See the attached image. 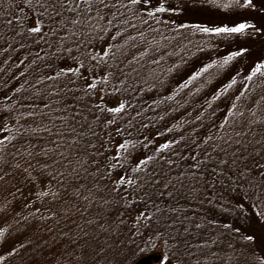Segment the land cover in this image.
<instances>
[{"label": "snow or ice", "instance_id": "6c2138e0", "mask_svg": "<svg viewBox=\"0 0 264 264\" xmlns=\"http://www.w3.org/2000/svg\"><path fill=\"white\" fill-rule=\"evenodd\" d=\"M21 50L34 71L0 96L35 103L0 109V182L33 219L0 227V264H125L132 237L162 264H264V0H0L3 64ZM149 78L175 84L153 105L208 99L186 135L136 154L125 109Z\"/></svg>", "mask_w": 264, "mask_h": 264}, {"label": "trees", "instance_id": "16d2710c", "mask_svg": "<svg viewBox=\"0 0 264 264\" xmlns=\"http://www.w3.org/2000/svg\"><path fill=\"white\" fill-rule=\"evenodd\" d=\"M156 39L158 42L163 43L159 36H157ZM21 52V59H23L24 62L23 64H18V67H14L11 60L8 64H3V60L7 59V57L0 56V65H2V67H0V81L6 82L8 88H12L18 83L23 84L24 80L19 76H16L17 71H24L25 69L34 71L33 66L30 64L32 57L29 56L28 51L21 50ZM180 54L183 55V52ZM9 55H12L13 60H15L16 53H9ZM25 57H27V59H24ZM13 76H16V78L12 79ZM24 79H29V83H33V81L27 76V72H25ZM151 85L152 80L149 78V90L140 93L139 96H137V103L133 105V108L125 109L131 127L127 128V134H125L123 138L126 140L130 139L136 144V154L145 152L148 155H152L153 149L157 147L159 143H162L164 139L178 138L180 135H186L189 128L195 126L196 123L203 122L195 121V116L199 113V108L197 107L198 104L203 99H208V96L206 95L207 89H202L201 93L193 96H189L188 90L185 89L182 92L176 93L174 100H165L162 103L153 105L151 101L158 99V94L159 96L172 94L175 89V84L168 87L167 92L159 87L153 89ZM189 87L191 88V86ZM208 87L210 88L211 85ZM0 91H7V89H4L3 86L0 85ZM30 91L31 89H29V92ZM9 95L10 101H4L2 96H0V109L3 108L5 103H9L11 107L15 108V105H11V99H18L20 95L25 97V103L29 106H32L35 103V101L27 99L28 93L23 92V90H21V92H10ZM185 101H187V103ZM212 103L215 104L216 102ZM169 108L172 110L169 111ZM204 111L207 113L208 109L205 108ZM13 123H15V121H13ZM166 129L169 130L166 131ZM157 132L160 133V136L156 135ZM116 139H120V137H116ZM144 144H147L146 148L143 147ZM14 183L16 188L20 189L19 191H16V189L13 188L12 185ZM27 199H31L30 193L25 188H20L19 183L16 181L5 178L3 182H0V215L10 217L7 224H0V227L9 228L12 231V234L15 235L17 232L22 231V226L25 225L26 222H32L33 217L28 215L30 209L24 207V202ZM35 204L39 206V201H36ZM13 211L15 214H13ZM21 216L25 217V219H21ZM61 223H63V221H61ZM47 227L53 228V234L58 233L59 231L52 221L47 222ZM33 231L36 230L33 229ZM37 234L46 235L48 243H53V234ZM32 238V236H28V239ZM55 240L59 241L58 235L55 236ZM128 245L130 248H135L136 245H140L142 250H137L134 254H129L125 260V264H134L138 257L149 254L158 256L157 260L151 261L149 264H162L163 252L167 251V249H162L160 246L154 248L148 247L146 250H143L144 245L135 237H132L128 241ZM6 264H16V262L8 261Z\"/></svg>", "mask_w": 264, "mask_h": 264}, {"label": "water", "instance_id": "95a60500", "mask_svg": "<svg viewBox=\"0 0 264 264\" xmlns=\"http://www.w3.org/2000/svg\"><path fill=\"white\" fill-rule=\"evenodd\" d=\"M151 256L140 257L135 264H148Z\"/></svg>", "mask_w": 264, "mask_h": 264}]
</instances>
